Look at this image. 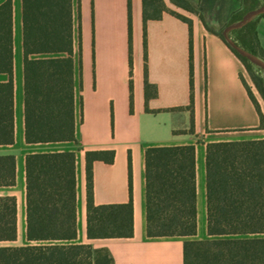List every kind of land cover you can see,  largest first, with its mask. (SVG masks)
<instances>
[{
  "label": "crops",
  "instance_id": "obj_1",
  "mask_svg": "<svg viewBox=\"0 0 264 264\" xmlns=\"http://www.w3.org/2000/svg\"><path fill=\"white\" fill-rule=\"evenodd\" d=\"M187 1L194 11L164 0L169 10L144 27V0H72L76 141L27 142L23 8L22 0H13L14 142L0 144V154H14L16 163L14 179L0 183V195L17 199V237L0 245L48 243L26 234V155L61 150L76 156L75 242L107 248L114 264H185L184 241L212 237L207 143L264 140V108L250 97L242 59L219 35L242 8L240 0ZM255 29L264 55V17ZM7 80L0 72V82ZM184 144H194L196 152V233L148 236L145 150ZM87 150L114 151L112 161L92 162L93 199L108 204L132 198L133 236L88 237Z\"/></svg>",
  "mask_w": 264,
  "mask_h": 264
},
{
  "label": "trees",
  "instance_id": "obj_2",
  "mask_svg": "<svg viewBox=\"0 0 264 264\" xmlns=\"http://www.w3.org/2000/svg\"><path fill=\"white\" fill-rule=\"evenodd\" d=\"M171 1L194 11L187 0ZM240 2L242 8L234 11L228 23L264 4L261 0ZM22 8L26 141H76L72 0H22ZM163 10H169L164 0H144V27ZM259 17L264 13L232 30L231 36L264 59L255 29ZM219 35L229 45L222 31ZM230 48L250 71L264 99V81L255 75L254 67L263 70ZM0 72L8 74V80L0 82V144H10L14 142L13 0L0 3ZM192 77L191 65L193 83ZM145 87H150L147 79ZM113 157V150L86 152L89 238L134 234L132 198L126 203H94L92 162H110ZM15 163L14 154H0V183L13 181ZM145 164L148 236L195 234V145L149 146ZM206 183L208 233L212 237L186 239L185 264H264V237L254 235L264 232V140L208 142ZM26 219L28 239L48 243L0 245V264H114L107 248L74 241L78 229L73 150L26 155ZM16 237L17 199L0 195V241Z\"/></svg>",
  "mask_w": 264,
  "mask_h": 264
},
{
  "label": "water",
  "instance_id": "obj_3",
  "mask_svg": "<svg viewBox=\"0 0 264 264\" xmlns=\"http://www.w3.org/2000/svg\"><path fill=\"white\" fill-rule=\"evenodd\" d=\"M262 13H264V4L246 11L239 20L228 23L223 28L222 34L229 45L233 47L241 56L247 58L250 62L257 65L264 71V59L252 51L246 49L231 36L232 30L243 27L245 24Z\"/></svg>",
  "mask_w": 264,
  "mask_h": 264
},
{
  "label": "rangeland",
  "instance_id": "obj_4",
  "mask_svg": "<svg viewBox=\"0 0 264 264\" xmlns=\"http://www.w3.org/2000/svg\"><path fill=\"white\" fill-rule=\"evenodd\" d=\"M222 30L223 29H221L220 31H222ZM254 73H255V75L261 77L264 81V71L258 70L257 67L255 66L254 67ZM245 79H246V82L248 84V88L250 89V91L252 92L254 97L256 98L259 107L262 106L264 108V99H263L261 93L259 92V90L255 84L254 77L252 76L250 71L247 70L246 67H245ZM262 118H263V115H262Z\"/></svg>",
  "mask_w": 264,
  "mask_h": 264
}]
</instances>
